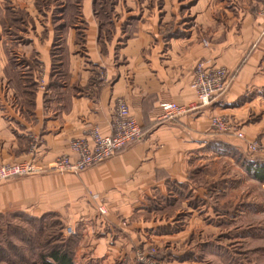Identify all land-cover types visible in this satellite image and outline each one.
<instances>
[{"label": "crops", "instance_id": "obj_1", "mask_svg": "<svg viewBox=\"0 0 264 264\" xmlns=\"http://www.w3.org/2000/svg\"><path fill=\"white\" fill-rule=\"evenodd\" d=\"M106 1L114 16L108 35L100 32L104 20L95 16L93 0H80L75 22L60 32L66 57L59 78L50 73L52 7L40 13L34 0L32 13L21 10L35 27L22 29L26 40L16 47L13 82L5 75L9 55L0 41V164L29 160L33 145L37 162L46 164L94 128L110 135L119 98L146 131L141 142L78 175L0 182V217L55 214L77 230L74 264H117L141 240L153 241L143 236L152 228L144 224L147 200L166 195L168 178L185 183L207 156L225 157L242 176L248 167H264V0H189L182 18L181 0H162V6L160 0ZM185 17L192 20L188 25ZM36 21L44 28L37 30ZM200 61L227 70L228 91L203 110L160 121L161 104H196L190 84ZM217 116L229 117L244 141L215 134L210 119ZM247 142L261 149L244 159Z\"/></svg>", "mask_w": 264, "mask_h": 264}, {"label": "rangeland", "instance_id": "obj_2", "mask_svg": "<svg viewBox=\"0 0 264 264\" xmlns=\"http://www.w3.org/2000/svg\"><path fill=\"white\" fill-rule=\"evenodd\" d=\"M33 1L34 0H0V41L4 43L7 54L10 58L14 59L15 53H19L17 51L19 48L16 49L17 45H21L23 41L26 40V34L23 33L22 29L26 28V30H29L31 29V26L26 24L25 22H27V19H24V24L20 25V27H12L11 22L8 19L6 20V16L4 14L5 8L9 7L13 10L20 9L25 11L27 8V12L29 13L30 11L32 13L31 9ZM162 2L163 1L160 0V6H162ZM180 2L183 6L181 5L179 8L178 16L180 15L182 18L184 11L188 8L187 5L189 4V0H181ZM106 4H108V1H106ZM21 7L23 9H21ZM106 11V35H108L111 27L109 28L107 20H109V18H114V16L112 10L107 6ZM259 13L264 14V1L260 7ZM50 16L51 13H48L47 18ZM45 19V17L41 16V20H44L45 27L48 28L49 23L48 21L46 22ZM182 21L184 23L186 22L188 25L192 20L185 17ZM44 24H40V22L36 21V29H43ZM9 27H11V29H9ZM184 28H186V26H184ZM15 34H17L18 37ZM204 42L205 41H203V43ZM228 80L230 86L229 74ZM161 116L162 115L160 114V121H171L162 119ZM112 118L113 116L110 120V126ZM227 118L229 119V117ZM142 129L143 128H141V139L131 144H136L144 140L146 131ZM215 134L229 136L228 134ZM247 143L259 144L258 142ZM131 144L129 146H131ZM246 150L247 153L245 152L241 154L244 159H249V155L260 152H250L249 148H247V144ZM36 151L37 148L34 150L32 155H29V160L20 163H30L41 168H46L49 163L61 155L68 154L70 159L71 156H74L70 154L68 146V153H63L46 164H40L35 158ZM224 153L225 152L223 151L222 156H225ZM213 158L215 157L207 156L205 161L202 160V163L200 162L201 164L196 163L192 166L193 168L191 167L192 169L190 170L200 169L199 173L197 175L195 174V176H191L192 178L189 180L187 179L185 182L195 197L192 198V202L198 205L200 199V207L193 209L187 207L186 203H182L175 209L162 205L161 208H163V210L160 213L154 212L149 215L145 214L144 224H146L147 221H150L152 222V228L143 230V236H145V240L151 239L153 241L144 242L141 240V242H139L140 246L138 245L134 247L132 249V253H129L124 258L119 260L117 264H264V181L258 182L251 179L249 176H242L243 173L240 172L234 164L226 160L225 157H220V159ZM20 163L0 165H14ZM83 171H80L79 173ZM79 173H40L30 176L0 179V182L44 174L78 175ZM202 203H204V205H202ZM98 210L100 212V216L105 214L104 212L101 213L102 210L100 208ZM54 219L57 223V220H61L60 216L55 214L46 215L41 219L23 215H10L3 218L2 221L5 222V225L12 224L13 226L9 230L10 233H8L7 239L2 241L3 248L8 249L9 252H12L13 250H20L27 258L25 263H18L19 261L17 260L19 258L14 257L13 253H8L16 260L15 263L40 264L36 262L38 260L34 259L36 258L34 255L30 254L29 256L28 251L30 246L26 244L24 240L30 238L33 242V249L35 248L36 250V248L38 249L39 247V242L44 239V237L43 239L38 238L35 231L29 229L28 227H22V225H19L18 223L22 220H28L33 222L34 225L41 227L45 221L46 225L49 224L47 230L50 227L51 234H54L56 230V222ZM64 220L65 219H63V221ZM64 222L62 223L65 226L66 224H64ZM159 226H167L166 231L168 233L158 232L157 228ZM65 229L66 227L62 232L63 237H71L66 234ZM74 231L75 237L72 238H76L77 230L75 229ZM5 233L7 234V229L5 230ZM152 235L157 236V240L152 239ZM49 239V242H53L52 235ZM33 249H31V251ZM151 251H154V253H151ZM22 253L19 254L22 255ZM36 253L37 250L34 254ZM148 254L150 256H147ZM140 258H144L145 261L138 263L137 260ZM72 263L74 264V255L72 256ZM76 263L82 264L80 261ZM0 264L10 263L0 262ZM86 264L94 263L93 261H90ZM99 264H102V262Z\"/></svg>", "mask_w": 264, "mask_h": 264}, {"label": "built area", "instance_id": "obj_3", "mask_svg": "<svg viewBox=\"0 0 264 264\" xmlns=\"http://www.w3.org/2000/svg\"><path fill=\"white\" fill-rule=\"evenodd\" d=\"M206 43L204 42V44ZM192 78L191 89L196 96V105L183 108L172 103L161 104L162 119L172 121L186 113L204 109L219 100L229 87L228 74L225 68L207 65L204 62L196 63ZM39 86L41 90H44V81L40 80ZM210 128L215 133L233 135L236 139L244 140V136L237 125L227 117H212L210 119ZM141 137L142 131L138 122L130 114L126 102L119 98L115 100L114 104L110 135L102 136L98 129L94 128L90 131L87 138L70 141L69 151L70 154L75 156L76 159L74 161H71L68 154H64L49 163L46 168H41L30 163L0 165V179L30 176L40 173L77 174L112 158L131 143L141 139ZM247 148L252 153L260 151V146L257 143H247ZM34 150L35 146L33 145L30 155L33 154ZM65 232L67 235L75 237L73 229L67 227ZM151 253H154V251H151ZM147 256L150 255L148 254ZM137 261L138 263L144 262L145 259L140 258Z\"/></svg>", "mask_w": 264, "mask_h": 264}, {"label": "trees", "instance_id": "obj_4", "mask_svg": "<svg viewBox=\"0 0 264 264\" xmlns=\"http://www.w3.org/2000/svg\"><path fill=\"white\" fill-rule=\"evenodd\" d=\"M142 1V0H138ZM35 5L38 7L40 13L42 10H46L49 7H52L51 10V17H50V24L53 29L54 37L53 42L51 45L50 50V56H51V68L50 73L52 78H55V76H58V78L61 76L62 73V63L63 58L66 57L65 54V48L63 47V43L60 42L59 34L61 31L65 30L71 24H73L75 21L74 19L78 16V4L80 3V0H35ZM106 0H93V9L94 14L100 21L104 20V24L100 26V32L102 29H106ZM108 7V6H107ZM41 8V10H40ZM47 11V10H46ZM5 16L6 20L8 19L11 22L12 27H19L22 21L26 18V14L21 10H13L12 8L6 7L5 8ZM61 21V22H60ZM103 22V21H102ZM26 24H30V26L34 27V22L32 19H29V21L25 22ZM110 24V22H109ZM5 28V26H4ZM11 29V27H9ZM7 67L5 70V75L7 78L11 79V81L17 80V77L19 76L17 72H15V62L13 58H10L8 56L7 58ZM30 82L29 87L34 88V82L31 79H28ZM142 128V127H141ZM145 131V129H142ZM247 175L258 182L264 181V167L263 166H254V167H248L246 168ZM199 173V170L195 169L189 172L188 174V180L191 179V176H195ZM192 198H195L193 196L192 191L188 188V186L185 183H178L175 181H170L168 178L166 180V195L161 196L160 194H156V196L153 199L147 200L146 205V215H149L151 213L157 212L160 213L163 208H161L162 205H165L166 207H172V208H178L180 204L186 203L187 207L197 209L200 207V199L199 204L192 202ZM203 202V201H202ZM204 205V203H202ZM3 218L0 217V262L10 263V264H17L15 263V259L10 256L8 253H13V256L16 258H19L17 261L25 263L26 257L20 250H13L12 252H9L8 249L3 248L2 241L7 239L8 233H10V228H12V224L5 225V222L2 221ZM56 222V220L54 219ZM56 222V230L54 234H51L50 227L47 230L48 225H46L45 221L42 224L43 226L38 227L34 225L33 222L28 220H22L19 222V225H22V227H28L29 229L35 231L38 238L44 239L39 242V247L36 252L35 248L33 249V242L30 238L24 240L26 244L30 246V249L28 251V254L34 255L35 260L37 263L40 264H73L72 263V256H73V250L75 247V240L72 237L65 238L62 235L63 229L65 226L63 225L61 220H57ZM18 225V226H19ZM36 226V227H35ZM7 229V234L5 233V230ZM167 226H159L157 231L168 233L166 231ZM6 234V235H5ZM53 236V242H49L48 240L50 236ZM31 249H33L31 251ZM19 253H22L20 255ZM22 259V261H21ZM34 263V262H33Z\"/></svg>", "mask_w": 264, "mask_h": 264}]
</instances>
